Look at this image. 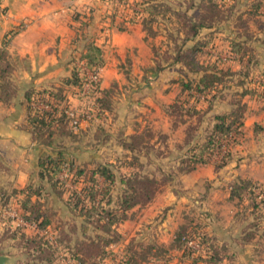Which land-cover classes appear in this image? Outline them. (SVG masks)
I'll list each match as a JSON object with an SVG mask.
<instances>
[{"label": "rangeland", "instance_id": "rangeland-1", "mask_svg": "<svg viewBox=\"0 0 264 264\" xmlns=\"http://www.w3.org/2000/svg\"><path fill=\"white\" fill-rule=\"evenodd\" d=\"M111 1L122 8V14L125 12V21L133 19V23L140 22L141 4L150 3L152 15L147 16L150 22L146 24V30L141 29V35L152 61L148 67V77L152 78L144 77L145 68L133 59V49L118 52L113 47H105L101 67L107 65L112 77L116 74L108 89L100 92L108 107L101 111L97 100L91 98L97 95L94 93L84 102L74 97L71 108L86 112L82 114V121L93 120L88 141L81 138L77 145L80 149L76 153L81 162H110L116 173L137 169L139 173L162 180L163 184L150 203L136 209L133 219L126 222L123 227L125 240L133 237V251L149 243L161 246L166 249L168 264H210L204 256L205 248L194 249L198 258L181 257L169 248L175 232L182 227L187 233H202L204 242L211 238L210 243L221 245L224 250L215 264H264V179L254 180L257 183L254 190L242 191L239 199L229 197L230 185L242 178V165L247 167L249 158L264 155V79L261 76L264 70V0ZM216 8L219 12L212 27L200 29L194 38L205 42L195 56L198 61L222 68L228 75H220L219 81L210 89L197 92L191 88L182 93L179 81H193L199 73L172 60L178 48L184 51L194 43V39L182 41L184 19L174 14L185 10L187 15L193 10L213 13ZM117 27L121 28V25L117 24ZM229 41L239 46L231 48ZM73 67H78L77 62ZM101 67L98 87L104 79ZM147 87L151 95L141 105L139 94ZM245 89L251 93L241 96L240 92ZM211 97V111L205 112L206 100ZM237 100L244 102L246 107L242 126L232 134L233 138L223 142L207 163L196 167L203 169H198L194 176L181 178L175 168L187 149L183 143L185 132L190 131L191 144L201 142L213 113L231 110V102ZM176 101H180L178 104L183 105L182 109L172 106L178 105L174 104ZM88 105L91 106L89 110ZM174 110H177L176 114ZM134 132L143 133L144 144L141 141L132 150L124 149L119 143L130 142L129 136ZM223 153L227 155L222 156ZM222 162L223 166L216 167ZM128 163H132V168ZM253 171L261 179L263 170ZM260 200L262 204L258 202L253 208L251 203ZM53 206L56 209L57 203ZM247 231L253 233V239L242 243L241 235ZM120 248L109 252V257L117 258L124 246L121 251ZM18 249L15 241L0 245V253L11 256V264L26 261ZM111 261L100 263H116L114 259Z\"/></svg>", "mask_w": 264, "mask_h": 264}, {"label": "trees", "instance_id": "trees-1", "mask_svg": "<svg viewBox=\"0 0 264 264\" xmlns=\"http://www.w3.org/2000/svg\"><path fill=\"white\" fill-rule=\"evenodd\" d=\"M141 5L143 8L141 10L142 13H140L139 23L144 31L146 30V24L150 22L147 16L152 15V7L148 1ZM199 6H203V4ZM201 11L193 10L191 14L187 15L185 10L177 11L174 14L184 19L185 29L182 41L194 39L200 29L211 28L219 12L217 8L213 13ZM129 21H133V19H129ZM229 42L231 43V48L239 46L234 41ZM204 43L202 39H194V43L190 47L184 51L178 48L174 54L172 59L174 63L180 64L189 71L199 73L193 81H179L182 93L189 92L191 88L197 92H202L205 88L210 89L219 81L220 75H228L226 71L216 67L214 64L197 60L195 54ZM233 52L236 53V50H233ZM240 56L242 57L243 53ZM78 61H82L93 68L101 67L103 61L100 47L92 41L88 42ZM10 70L11 65L7 61L6 52L4 47H2L0 48V102L4 103L15 92L13 85L7 79V74ZM261 76L264 79V70L261 72ZM80 81L76 68L72 67L69 76L62 79L59 86L29 90L25 93V127L35 139L42 143H48L50 137L54 134L60 136L72 134V129L68 126L63 111L72 106L73 90L80 84ZM99 92L100 89L96 84L94 93L97 95L92 96V99L97 100V106L102 111L108 105ZM250 93V91L245 89L240 92V95L245 96ZM212 97L206 100L205 112L211 110ZM31 102L47 103L51 111L37 110L30 105ZM178 103L180 101H176L174 104ZM231 104L233 106L231 110L213 113L209 129L205 132L201 142L191 144L192 135H190L188 130L185 132L183 143L187 146V149L178 159L177 167L175 168L176 174L188 173L198 165L207 163L210 156L220 150L223 142L231 138L232 134L239 130L242 126V118L246 109L245 103L237 100L232 101ZM172 106L183 108L182 104ZM83 108L85 107L83 106ZM89 109H91V106L89 107L88 105L87 110ZM176 111L174 110L175 114L177 113ZM167 112L169 116L170 113L169 111ZM142 134L134 132L129 136L130 142L121 141L119 144L124 149L132 150L138 142L142 141L144 144V140H141ZM148 136V133H145V137L149 138ZM223 154L222 156L227 155V153ZM64 163L68 167L67 175L60 180L57 177V172ZM128 165L129 168H132V163H128ZM223 165L224 162L216 167ZM38 167L39 176L45 178L51 191L56 196L66 193L64 200L66 209L71 214L80 217L83 223L89 225L92 230L91 235L84 234L82 238H75L71 243L69 238L63 235L62 232L57 235L58 241L64 244L70 264H99L100 262H109L113 259L116 262L114 264H168L165 257L167 256L166 249L154 243H149L145 246L140 245L138 246V251H133V242L130 241L121 253L117 254L118 257L113 259L109 257V252L111 251L105 249L108 244L115 243L119 239L115 226L129 217V210L132 207L150 202L163 184L162 180H157L150 174L139 173L137 169H130L127 173H116L110 162H96L91 168L81 167L76 165L72 158L64 155L60 150H57L53 156L47 154L40 158ZM256 184L249 179L238 178L229 187V197L239 199L242 191L249 192L254 190ZM31 194L37 195V190L28 187L25 196L17 199L16 203L26 221L35 223L39 228L45 229L49 226V220L47 215L40 210L37 203L30 200L29 196ZM0 200L2 208L12 203L9 202L8 195H1ZM258 202L262 204L261 200L252 202V207L256 208ZM10 228L8 226L5 229L4 236L15 241L18 247L23 249L26 259L23 264H50L53 262L55 251L51 248L48 241L42 237L27 235L17 228ZM262 232V246L264 248V229ZM253 236L251 231H247L241 235L240 241L248 243L253 239ZM189 239L194 240L198 244L199 249L205 248L204 256L208 258L209 262H211L210 264H215L219 261L217 258L221 256L224 250L220 247L221 245L210 243L211 238H206L204 242L202 233H187L183 231L182 227L175 232L169 248L177 251L181 257L198 258L194 249L187 245Z\"/></svg>", "mask_w": 264, "mask_h": 264}, {"label": "crops", "instance_id": "crops-1", "mask_svg": "<svg viewBox=\"0 0 264 264\" xmlns=\"http://www.w3.org/2000/svg\"><path fill=\"white\" fill-rule=\"evenodd\" d=\"M111 2V0H0V48L4 47L6 59L11 65L7 79L15 89L7 102H0V197L8 195L9 202L16 203L17 199L25 196L28 187L36 189L37 195L31 194L29 198L47 215L49 226L45 229L54 234L55 238L62 232L69 238L70 243L75 238H82L84 234L91 235V227L66 209L64 205L66 193L56 196L45 178L39 176L38 160L47 154L53 156L60 150L72 158L76 165L91 168L94 164L88 161L81 162L76 152H79L80 148L77 145L81 138L88 141L93 120L81 121L78 127L71 128L72 134L62 136L54 134L48 143H42L25 127V93L29 90L59 86L60 81L69 76L71 68L90 41L99 46L102 53L105 47H113L118 52L133 49L135 52L131 54L133 59L139 66L145 68L144 77H148V67L152 61L148 57V46L141 35L140 24L125 21L127 19L125 12L122 14V8ZM117 24L121 25V28H118ZM101 70L104 79H101L99 85L100 92L107 90L113 83L112 78H116L115 73L113 77L108 73L107 65L101 67ZM148 78L150 80L152 77ZM147 89L149 87L139 94L138 101H141V105H144L143 100H148L151 95ZM74 100L73 97L72 101ZM257 156L249 158L247 167L245 164L242 165L244 167H241L240 171L243 174L240 173V176L243 179L251 181L264 179V155L258 156L259 158ZM244 159H241L243 163ZM198 169L203 168H196L180 176L181 178L194 176ZM254 169L263 170L261 179L256 177ZM56 203L55 209L53 204L56 206ZM149 203L136 205L129 210V217L115 226L119 239L108 244L106 250L116 251L119 246L123 248L133 240V237L125 240L123 227L126 222L133 219V212L136 209ZM1 209L0 200V245L13 241L4 236L8 225ZM33 224L35 228L27 227L22 232L42 237L47 241L40 232L43 229ZM122 241L123 244L120 245ZM51 248L55 251V259L50 264H64L61 261L64 258L68 259L66 264H70L62 242L56 238V246ZM18 250L25 255L22 248ZM0 255H6L8 264H11V256L5 253Z\"/></svg>", "mask_w": 264, "mask_h": 264}, {"label": "built area", "instance_id": "built-area-1", "mask_svg": "<svg viewBox=\"0 0 264 264\" xmlns=\"http://www.w3.org/2000/svg\"><path fill=\"white\" fill-rule=\"evenodd\" d=\"M77 74L79 75L81 81L80 84L74 88L73 95L78 101L84 102L86 98H90L94 93V86L99 82V67L93 68L82 61H77ZM92 98V97H91ZM30 105L37 109L43 111H51L49 104L43 102H31ZM82 112V113H81ZM84 111H79L77 108H67L63 111L64 118L68 126L72 129L78 127L80 122L84 119L82 114H85ZM67 164L64 163L61 165L57 172V177L61 180L64 179L67 175ZM1 213L6 220V223L11 228H17L20 231H23L27 227H34L35 225L29 221H26L23 218L21 209L19 208L17 203H13L1 209ZM42 235H44L48 241V243L55 247L56 246V238L54 234H51L47 231V229H43L40 231ZM187 245L192 249L198 250V244L189 239L187 241ZM61 261L66 264L68 263V259L64 258ZM103 264V263H99Z\"/></svg>", "mask_w": 264, "mask_h": 264}, {"label": "water", "instance_id": "water-1", "mask_svg": "<svg viewBox=\"0 0 264 264\" xmlns=\"http://www.w3.org/2000/svg\"><path fill=\"white\" fill-rule=\"evenodd\" d=\"M0 264H8V257L6 255H0Z\"/></svg>", "mask_w": 264, "mask_h": 264}]
</instances>
